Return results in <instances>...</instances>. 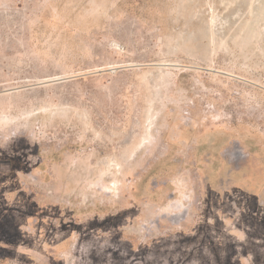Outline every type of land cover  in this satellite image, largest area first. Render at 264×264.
<instances>
[{
	"label": "rangeland",
	"instance_id": "1",
	"mask_svg": "<svg viewBox=\"0 0 264 264\" xmlns=\"http://www.w3.org/2000/svg\"><path fill=\"white\" fill-rule=\"evenodd\" d=\"M0 264H264V0H0Z\"/></svg>",
	"mask_w": 264,
	"mask_h": 264
}]
</instances>
